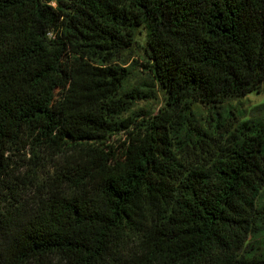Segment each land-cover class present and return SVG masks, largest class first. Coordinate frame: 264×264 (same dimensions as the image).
<instances>
[{"label": "trees", "instance_id": "trees-1", "mask_svg": "<svg viewBox=\"0 0 264 264\" xmlns=\"http://www.w3.org/2000/svg\"><path fill=\"white\" fill-rule=\"evenodd\" d=\"M263 84L264 0H0V264H264V126L192 113Z\"/></svg>", "mask_w": 264, "mask_h": 264}, {"label": "rangeland", "instance_id": "rangeland-1", "mask_svg": "<svg viewBox=\"0 0 264 264\" xmlns=\"http://www.w3.org/2000/svg\"><path fill=\"white\" fill-rule=\"evenodd\" d=\"M119 64L129 69L130 76L123 91L136 89L143 94L155 93L156 96L136 100L131 106L127 116L136 118L138 121L156 116L166 105L164 92L156 85L148 70L149 56L146 47V32L139 29L136 36V44L126 52ZM192 113L196 122L205 130L214 129L217 121L225 120L234 125L239 122L249 121L257 127L264 126V84L259 92H253L239 100H231L219 107H210L206 104L196 102L192 106ZM116 139H123L124 133H119ZM53 172V168H50ZM258 227L251 241L245 248L249 256H258L264 251V192L258 202L257 213Z\"/></svg>", "mask_w": 264, "mask_h": 264}]
</instances>
